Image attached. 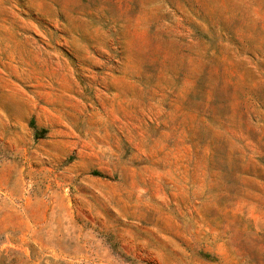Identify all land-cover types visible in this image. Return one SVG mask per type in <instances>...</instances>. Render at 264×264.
<instances>
[{
	"label": "rangeland",
	"instance_id": "rangeland-1",
	"mask_svg": "<svg viewBox=\"0 0 264 264\" xmlns=\"http://www.w3.org/2000/svg\"><path fill=\"white\" fill-rule=\"evenodd\" d=\"M0 264H264V0H0Z\"/></svg>",
	"mask_w": 264,
	"mask_h": 264
}]
</instances>
